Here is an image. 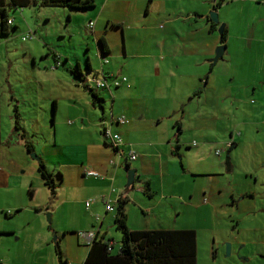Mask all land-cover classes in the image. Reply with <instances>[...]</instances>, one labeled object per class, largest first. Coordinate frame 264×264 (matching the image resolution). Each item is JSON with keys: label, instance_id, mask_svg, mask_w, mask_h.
<instances>
[{"label": "crops", "instance_id": "1", "mask_svg": "<svg viewBox=\"0 0 264 264\" xmlns=\"http://www.w3.org/2000/svg\"><path fill=\"white\" fill-rule=\"evenodd\" d=\"M241 1L253 11L251 23H247L248 35L232 37L230 23H225L226 40L221 44L218 25L211 31L212 22L207 19L215 0H187L190 12L184 17L181 14L176 17L166 13V8L164 11L159 8L152 13L157 16L156 20L148 18L149 4L153 0H93L91 10L99 8L98 13L87 17L93 22L92 28H87L93 40L104 39L96 33L95 25L107 9L102 30L107 33V28L119 29L123 38V28L126 30L123 24H127V47L121 56H112L114 62L111 64L110 50L104 39L107 63L103 64L96 45L98 62L93 68L86 57V78L102 73L123 76L126 82L110 91L105 90L110 97L109 109L105 111V97L98 93L102 98L99 107L78 84L74 69L78 68L80 76L84 75L78 63L69 64L65 55L54 51L50 52V62L48 53L45 54L48 67H44V75L37 79L34 76V81L39 86L46 81L61 83L67 91L60 90L63 106L55 95L30 100L29 105L33 107L30 111H16L21 129H16L13 123L6 140L0 135V214L8 221L7 226L0 225V248L6 250L0 252V264H58L56 244L63 260L81 264L88 248L78 235L82 232H93L94 239L107 242L110 250L115 242L119 248L120 233L113 222L115 212H107L104 208L107 199L114 208L118 198L124 199L126 226L131 231L170 228L163 227L159 220L168 208L163 206L155 212L161 199L166 197L162 195L159 200L154 196L151 181L157 177L161 186L165 177H179L181 173L174 157L185 158L191 148L202 166H210L212 158L206 156V152L218 142L214 139L217 136L212 126L205 127L199 120L211 124L221 113L228 116L231 112L230 116L237 122L250 123L247 129L253 130L256 124L264 123V0ZM12 25L15 26V20ZM257 28L263 36L260 41L255 36ZM236 41L241 43L238 45ZM258 43L263 46L262 50ZM218 45L225 46L222 59L211 64ZM257 48L261 57L255 55ZM55 60L61 65L55 67ZM128 63H135L136 67L131 69ZM248 98L253 99L247 101ZM228 99L232 109L225 112L224 102ZM191 104L193 109L189 108ZM61 107L66 109L61 111ZM185 114L188 121L195 120L200 126L183 124ZM119 116H124L127 123L120 125L113 121ZM241 117L249 118L241 120ZM103 121L109 124L111 134L120 136L122 143L117 148L103 136ZM187 129L200 136L199 142L182 139ZM204 130L207 133H202ZM228 135L221 149L227 156L240 143L234 135ZM229 142L232 148L226 150ZM212 150L214 154L218 151ZM130 151L136 155L134 160L128 159ZM33 152L40 162L29 156ZM39 163L51 175L53 199L38 171ZM221 164L225 166L222 161L218 167ZM88 169L99 177L85 175ZM128 169H135L134 183L143 196L123 190ZM145 183L148 190L144 193ZM87 201L88 206L85 205ZM47 212L50 227L45 221ZM52 235L56 236L54 240ZM14 243H18V247L13 253L14 248L5 246Z\"/></svg>", "mask_w": 264, "mask_h": 264}, {"label": "rangeland", "instance_id": "2", "mask_svg": "<svg viewBox=\"0 0 264 264\" xmlns=\"http://www.w3.org/2000/svg\"><path fill=\"white\" fill-rule=\"evenodd\" d=\"M241 2V0H227V3L221 5L217 9L218 12H215L219 24L225 26V23H230L229 31L232 37L242 35L245 38L248 35L247 23H251L250 15H253V11ZM149 5L148 18L153 20H156L157 16L152 13L159 8L163 11L166 8V13L176 17L180 14L182 17L189 16L187 14L190 12L187 0H153ZM98 11V7L84 13L60 7L32 6L21 10H8V15L15 20L17 28L11 25L7 36L0 35V135L2 140L7 139L12 129L15 119L13 109L30 111L33 108L29 105L30 100H35L37 96L46 99L50 95H55L59 99V105L63 106L60 95L67 90L61 83L46 81L39 86L34 81V76L37 79L45 74L44 67H48V60H44L46 53L50 62V52L65 55L68 59L67 63H78L81 74L84 75L88 74L85 67L86 57L89 58L91 66L96 67L97 38L93 40L87 29L89 22L87 17ZM106 11L107 9L95 25V31L106 40L110 50L108 58L112 64L114 62L112 56H121L127 47L125 40L127 24H123L126 29L123 28V38L119 29L107 28V33H104L102 21ZM59 30L61 33H57ZM26 33H30L32 38L21 41V36ZM260 35L261 32L257 28L255 36L258 37V41L263 39ZM240 43L236 41V44ZM257 45L261 50L263 49L260 43ZM254 46L255 44L252 45L253 51ZM41 52H43L42 56ZM256 52L258 53L255 55L261 57V51L258 48ZM127 66L132 69L136 67V64L128 63ZM99 93L105 97L104 107L105 111H108L109 94L105 90H100ZM250 99L253 98H248L247 101ZM230 102L229 99L224 102L225 112L232 109L228 106ZM64 108L61 107V111H64ZM189 108L193 109L194 106L191 104ZM230 114L232 115L230 112L226 116L227 113H221L218 120L211 124L199 120L205 127L212 126L215 129L213 134L217 136L214 139L218 142L206 152V156L212 158L210 166H202L193 153L194 148H191L185 158L184 156L174 157L176 168L181 173L179 177L167 176L163 179L161 186L157 177H153L151 181L154 196L157 199L162 195L166 197L161 199V204L155 211L158 213L159 208L163 206L168 208L166 212L161 213L159 219L161 225L170 227L169 229L195 232L196 264H264V123L256 124L257 127L253 130L247 129L250 123L248 125L241 121L239 123ZM184 120L183 124L187 126H200L195 120L188 121L186 114ZM25 121L27 125L31 124L28 118H25ZM49 121L48 119V125H50ZM256 130L259 132L257 133ZM202 133L207 131L204 130ZM229 133L235 136V140H240V143L229 151L230 168L226 169L223 164L220 167L218 165L227 156L221 149ZM236 133L241 135H235ZM199 137L194 130L187 129L183 132L182 139L188 142L195 139L199 142ZM214 139L211 141L213 142ZM212 149L220 151L219 156H216ZM125 181L126 178L124 184ZM123 190H132L136 195L143 196L142 192L136 189L135 183L131 187H124ZM46 223L50 227V219ZM7 224L8 221L4 220V216L0 214V225L7 226ZM51 239L54 240L53 235ZM227 246H229L228 254ZM5 247L14 248V253L18 243ZM1 251L6 252L4 248H0ZM110 251L112 254L118 252L116 242Z\"/></svg>", "mask_w": 264, "mask_h": 264}, {"label": "trees", "instance_id": "3", "mask_svg": "<svg viewBox=\"0 0 264 264\" xmlns=\"http://www.w3.org/2000/svg\"><path fill=\"white\" fill-rule=\"evenodd\" d=\"M226 1L215 0L213 11ZM30 6L38 8L60 7L76 12H85L92 9L94 4L93 0H0V35L7 36L12 25L7 24V20L10 18L8 10H21ZM113 27L119 28L118 25H113ZM216 27V24L210 23L211 31H214ZM225 40L226 30L223 28L219 35V42L223 44ZM96 45L99 55L105 57L107 46L104 39L99 38ZM74 70L73 75L78 78V84L88 92L92 103L101 107L102 98L99 97V91L88 88L84 84L86 75L80 76L78 68ZM13 111L15 127L16 129H21L17 122V112L15 109ZM26 147L31 150L30 145L26 144ZM231 148L232 146L229 149ZM224 165L226 169L230 168L228 156L224 160ZM38 171L51 193H54L51 175L45 170L42 163L38 164ZM147 190V184L145 183L143 192L145 193ZM124 202L122 198L116 200L113 221L115 229L120 233L118 252L112 254L110 245L107 242L93 239L87 246L88 248L81 264H196V236L193 230L155 229L131 231L126 226V215L123 209ZM54 250L58 264H68L61 257L58 244L55 245Z\"/></svg>", "mask_w": 264, "mask_h": 264}, {"label": "built area", "instance_id": "4", "mask_svg": "<svg viewBox=\"0 0 264 264\" xmlns=\"http://www.w3.org/2000/svg\"><path fill=\"white\" fill-rule=\"evenodd\" d=\"M12 18H9L7 20V24L11 25L12 24ZM88 29L92 28V22L89 21L88 25H87ZM32 35L30 33H26L25 35L21 36V41H26L28 39H31ZM99 55V53H97ZM100 61L105 64L107 63V59L106 57H101L100 55L98 56ZM61 63L58 60H55V64L54 66L57 67L59 66ZM53 66V67H54ZM101 75H97V76H92V77H87L84 79V84L91 89H94L96 91H100V90H111L113 88H117L118 86H120L121 84L126 82V78L121 76V77H114L111 75L105 76L104 74L100 73ZM113 121H115L117 124L123 125L127 123V119L124 116H119L117 118H114ZM111 122V121H109ZM102 126V134L105 138H108L112 145L117 148L119 145H121L122 141L121 138L118 134H111L110 130H109V124L107 122H102L101 123ZM231 142L226 144V147H230ZM216 155L219 154V151L215 152ZM136 157L135 153L130 151L128 153V159L129 160H134ZM85 175L87 176H92V177H99L98 173H96L93 170H85ZM111 192H113L114 190L111 188L110 189ZM88 201L85 203L86 206H88ZM105 210L107 212H115V208L114 206L111 204V201L109 199L106 200L105 203ZM96 220H99V217L96 216L95 217ZM81 238H83L86 243L89 245L90 242L94 239V233L93 232H82L78 234ZM70 264V263H68Z\"/></svg>", "mask_w": 264, "mask_h": 264}, {"label": "water", "instance_id": "5", "mask_svg": "<svg viewBox=\"0 0 264 264\" xmlns=\"http://www.w3.org/2000/svg\"><path fill=\"white\" fill-rule=\"evenodd\" d=\"M207 19H209L213 24H216L218 25L217 27V33L220 35L222 29H223V25L222 24H219L218 22V18H217V15H216V12L215 11H211L207 14ZM224 49H225V46L224 45H218L215 47L214 49V55H213V58L211 59V64H214L216 63L218 60H221L222 59V54L224 52ZM29 156L37 161V162H40L39 160V157L33 152V153H30ZM136 181V178H135V169H128L127 172H126V182H125V187L128 188L130 187L131 185H133V183ZM51 192V190H50ZM53 194L54 193H51L50 195V198L53 199ZM49 217H50V214L47 212L45 214V218H46V222H49ZM56 236H53V239H55ZM229 246L226 247V253L228 254V248Z\"/></svg>", "mask_w": 264, "mask_h": 264}, {"label": "flooded vegetation", "instance_id": "6", "mask_svg": "<svg viewBox=\"0 0 264 264\" xmlns=\"http://www.w3.org/2000/svg\"><path fill=\"white\" fill-rule=\"evenodd\" d=\"M231 146H232V144L230 145V147H231ZM230 147L226 148V150L229 149Z\"/></svg>", "mask_w": 264, "mask_h": 264}]
</instances>
